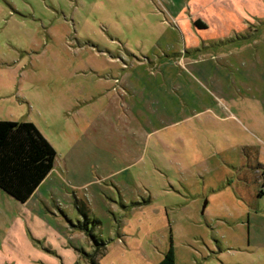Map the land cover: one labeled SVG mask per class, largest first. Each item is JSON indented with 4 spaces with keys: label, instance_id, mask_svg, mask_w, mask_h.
I'll list each match as a JSON object with an SVG mask.
<instances>
[{
    "label": "rangeland",
    "instance_id": "1",
    "mask_svg": "<svg viewBox=\"0 0 264 264\" xmlns=\"http://www.w3.org/2000/svg\"><path fill=\"white\" fill-rule=\"evenodd\" d=\"M210 55L264 58V0H0V120L34 123L58 165L27 203L0 189V264H157L170 244L220 264V157L193 156L186 124L145 137L120 95L162 58L193 88Z\"/></svg>",
    "mask_w": 264,
    "mask_h": 264
},
{
    "label": "crops",
    "instance_id": "2",
    "mask_svg": "<svg viewBox=\"0 0 264 264\" xmlns=\"http://www.w3.org/2000/svg\"><path fill=\"white\" fill-rule=\"evenodd\" d=\"M216 58L210 55L189 63L203 89H195L194 80L193 88H183L180 75L171 72L173 59H157V72L124 76L121 103L128 122L134 120L145 137L186 124L193 156L220 157L213 169L218 179L208 183L219 186L225 210L219 222L220 264H264V242L256 240L257 234L264 237V221L257 218L255 202L262 194L264 175V58L235 62ZM67 146L69 155L75 146L69 142ZM57 166L55 159L44 181Z\"/></svg>",
    "mask_w": 264,
    "mask_h": 264
},
{
    "label": "trees",
    "instance_id": "3",
    "mask_svg": "<svg viewBox=\"0 0 264 264\" xmlns=\"http://www.w3.org/2000/svg\"><path fill=\"white\" fill-rule=\"evenodd\" d=\"M55 159V148L34 123L0 120V189L15 200L25 202L32 195L53 168ZM92 238L96 245L104 244ZM157 264H175L171 244Z\"/></svg>",
    "mask_w": 264,
    "mask_h": 264
},
{
    "label": "built area",
    "instance_id": "4",
    "mask_svg": "<svg viewBox=\"0 0 264 264\" xmlns=\"http://www.w3.org/2000/svg\"><path fill=\"white\" fill-rule=\"evenodd\" d=\"M259 192L264 194V175L261 177L260 185H259Z\"/></svg>",
    "mask_w": 264,
    "mask_h": 264
}]
</instances>
